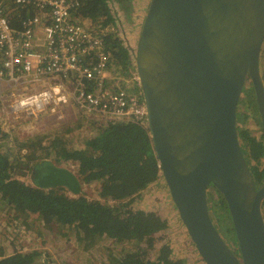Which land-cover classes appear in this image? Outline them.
Wrapping results in <instances>:
<instances>
[{"label":"water","instance_id":"1","mask_svg":"<svg viewBox=\"0 0 264 264\" xmlns=\"http://www.w3.org/2000/svg\"><path fill=\"white\" fill-rule=\"evenodd\" d=\"M264 0H152L135 52L159 166L205 264H264V185L242 150L238 106L250 80L264 128ZM41 189L79 194V178L52 168ZM213 186L224 197L240 250L218 231Z\"/></svg>","mask_w":264,"mask_h":264},{"label":"trees","instance_id":"2","mask_svg":"<svg viewBox=\"0 0 264 264\" xmlns=\"http://www.w3.org/2000/svg\"><path fill=\"white\" fill-rule=\"evenodd\" d=\"M81 1L78 13L92 21L103 33L111 54L110 66L129 78L133 72V59L130 49L113 30L116 29V18L111 3L118 4L126 15L132 9L131 0ZM33 13L18 10L8 16L12 25L20 29V20ZM247 82L249 88H245V100L241 103L247 104L249 110L256 113L255 92L250 80ZM1 123L4 121L0 122V206L4 205L2 209L9 214H15L22 226L30 229L39 222L48 229L63 228L77 235L83 246L91 241L108 239L116 245L132 247L119 256L111 257L109 264H184L173 257L168 244L159 249L156 260L148 257V252L152 253L157 243L156 235L167 228V221L154 212L134 210L132 207L142 192L162 174L148 128L132 121L111 122L97 129L93 137L84 143L83 149L77 150L62 146L61 138L49 145H43L42 141L34 142V138L24 142L12 140ZM259 123L264 135L260 119ZM238 135L259 189L264 185V139L253 138L248 128L240 129ZM41 151L45 152L39 155ZM46 157H53L54 161L63 164L75 163L80 183H99L98 200L91 201L83 195L69 197L65 192L68 189L63 186L41 189L20 180V176L23 177L27 171L19 159ZM209 202L212 203L209 207L212 219L221 236L229 242L236 240L222 194L218 192V197H214L208 193ZM262 214L264 217V202ZM142 244L145 247H141ZM38 257L36 250L14 253L1 250L0 264H34Z\"/></svg>","mask_w":264,"mask_h":264},{"label":"built area","instance_id":"3","mask_svg":"<svg viewBox=\"0 0 264 264\" xmlns=\"http://www.w3.org/2000/svg\"><path fill=\"white\" fill-rule=\"evenodd\" d=\"M81 3L0 0V102L7 116L62 119L74 108L100 125L132 121L149 129L137 71L127 78L133 91L109 86L111 54L100 29L78 13ZM18 10L34 12L20 29L8 16Z\"/></svg>","mask_w":264,"mask_h":264},{"label":"rangeland","instance_id":"4","mask_svg":"<svg viewBox=\"0 0 264 264\" xmlns=\"http://www.w3.org/2000/svg\"><path fill=\"white\" fill-rule=\"evenodd\" d=\"M151 1L131 0V13L129 12L126 15L118 4L111 3L112 12L116 18V29L113 30L131 51L133 59L132 73L136 72L135 52ZM40 42H43V40H40ZM260 70L262 79H264V44L260 59ZM131 71L130 69L129 72ZM118 73L120 72L115 68L110 70L108 76L109 86L112 88L120 86L133 91L131 81ZM246 88H249V82H247ZM244 100L245 95L243 92L237 112L238 131L248 128L253 138L264 139L263 130L259 123V119L261 120L259 110L253 113V110H249L247 104L241 103ZM246 115L247 119H245ZM21 117L22 119L15 120L10 115L7 116L6 109L0 102V122L4 121L1 124L12 140L24 142L34 138L36 139L34 142L42 141L43 145H49L55 139L61 138L62 146L65 145L77 150L83 149L84 143L93 137L97 129L107 125H100L101 121H98L97 118L89 120L81 113L79 114L74 108H66L62 119L45 112L31 118H27L25 114ZM44 152L41 151L38 154L41 155ZM47 158L19 159L23 169L27 171L23 173V177L20 176V180L28 185H37L31 176L32 171L37 165L42 164L46 160L54 161L53 157ZM262 161L264 162V158ZM53 163L70 170L80 180L75 163L63 164L56 161ZM98 189L99 183L97 182L88 185L81 183L79 194L75 195L70 190H65V192L69 197L83 195L93 201L98 200ZM209 194L218 197V192L213 187H210ZM132 207L134 210L154 212L167 221V228L156 235L157 243L153 252H148L150 259L156 260L159 249L168 244L172 249L173 257L182 260L184 264H205L180 219L163 174L160 175L154 184L142 192ZM209 207H212L211 202H209ZM2 208H5L4 205L3 207L0 206V251L4 250L6 253H14L15 251L27 252L36 250L39 257L34 264H109L111 257L119 256L120 253H123L122 251L132 248L131 246L116 245L108 241V239H100L96 242L91 241L83 246V241L72 232H67L66 229H48L46 225L39 222H36L32 228L28 229L22 226L21 221H18L15 214H9ZM225 241L232 251L240 257L237 241ZM141 247H145V245L142 244Z\"/></svg>","mask_w":264,"mask_h":264},{"label":"flooded vegetation","instance_id":"5","mask_svg":"<svg viewBox=\"0 0 264 264\" xmlns=\"http://www.w3.org/2000/svg\"><path fill=\"white\" fill-rule=\"evenodd\" d=\"M54 161H44L42 164L37 165L36 168L32 171L31 176L33 177L35 183L41 179L46 178L51 172L52 168H62L57 163H53Z\"/></svg>","mask_w":264,"mask_h":264},{"label":"bare ground","instance_id":"6","mask_svg":"<svg viewBox=\"0 0 264 264\" xmlns=\"http://www.w3.org/2000/svg\"><path fill=\"white\" fill-rule=\"evenodd\" d=\"M18 107H20V106H18Z\"/></svg>","mask_w":264,"mask_h":264}]
</instances>
